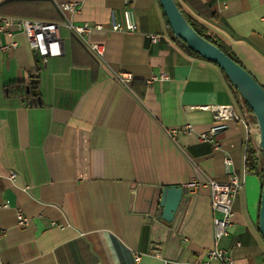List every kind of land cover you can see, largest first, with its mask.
I'll use <instances>...</instances> for the list:
<instances>
[{"label": "crops", "instance_id": "1", "mask_svg": "<svg viewBox=\"0 0 264 264\" xmlns=\"http://www.w3.org/2000/svg\"><path fill=\"white\" fill-rule=\"evenodd\" d=\"M76 1L0 0V17L60 24L61 45L59 57L42 63L15 32L17 47L0 52V263L203 262L213 245L208 194L184 197L170 224L157 219L160 194L191 179L226 181L225 156L241 188L218 245L236 264H261L263 179L244 169L249 136L232 121L214 135L217 150L198 139L216 123L196 107L230 106L240 116L224 73L173 37L158 0H83L74 15L61 9ZM206 1L175 0L264 89V0H214L211 19L197 9ZM124 8L135 16L134 33L109 29L122 24ZM68 19L103 26L85 38L103 46L97 68L62 25ZM148 34L162 37L151 45ZM125 73L128 87L116 80ZM160 73L168 79L146 83ZM34 76L40 104L24 90ZM14 83H24L22 95L7 91ZM17 212L28 225H17Z\"/></svg>", "mask_w": 264, "mask_h": 264}, {"label": "built area", "instance_id": "2", "mask_svg": "<svg viewBox=\"0 0 264 264\" xmlns=\"http://www.w3.org/2000/svg\"><path fill=\"white\" fill-rule=\"evenodd\" d=\"M83 0L63 5L62 10L68 11L70 15H74L81 5ZM127 3V0H125ZM73 36L84 41L85 48L99 61L102 62L103 46L99 43L85 42V38L89 37L92 31H102L103 26L90 22H74L72 19L66 20L63 24ZM60 24L43 23L39 21L21 20L0 17V37L10 39L7 43L0 42V52H7L17 47V42L13 41L14 33L22 34L27 42L29 49L36 55L42 63H46L49 58H56L61 55V45L59 38ZM110 31L120 33H134L137 31V23L131 9L124 8L122 10V24L115 21L110 23ZM146 39L151 45H156L161 40L158 34H148ZM131 75L128 73L116 76V80L123 87H128L131 83ZM166 73L159 75H151L146 81L147 84L167 80ZM240 116L237 115L230 106H202L196 107L200 110H207L212 113L214 122L216 123L207 133H202L198 136L200 142L211 144L214 150H217V143L214 140V135L227 128L229 122H239L245 129L247 135L252 139L254 147V157L258 167L262 165V155L258 148V131L257 125L253 119L251 112L247 106L239 98ZM185 132H190V127H185ZM174 132H171V135ZM223 168L226 181H217L213 178H207L203 181L191 179L181 185L183 198L191 195H196L200 191H205L209 198L210 216L212 224V239L213 245L206 254V259L203 262L196 264H236L229 257L225 250L219 247L218 243L221 239L228 236L232 227L233 211L232 205L241 188V182L232 171V163L228 157L223 158ZM263 167V165H262ZM9 179L14 182L16 175L11 173ZM17 225L26 226L28 220L17 212ZM140 256H134V261L138 262ZM1 264V263H0ZM264 264V260L261 262Z\"/></svg>", "mask_w": 264, "mask_h": 264}, {"label": "water", "instance_id": "3", "mask_svg": "<svg viewBox=\"0 0 264 264\" xmlns=\"http://www.w3.org/2000/svg\"><path fill=\"white\" fill-rule=\"evenodd\" d=\"M166 22L173 37L184 44L186 48L197 54L202 60L214 64L222 71L238 97L250 110L257 125L258 148L262 155L264 171V90L257 81L240 65L229 58L219 48L199 36L182 16L174 0H158ZM38 76L30 79L24 87L27 94L38 96ZM183 200L181 186L163 187L160 194L159 214L157 219L170 224ZM259 232L264 241V174L261 188L259 208Z\"/></svg>", "mask_w": 264, "mask_h": 264}, {"label": "trees", "instance_id": "4", "mask_svg": "<svg viewBox=\"0 0 264 264\" xmlns=\"http://www.w3.org/2000/svg\"><path fill=\"white\" fill-rule=\"evenodd\" d=\"M174 2H175V0H174ZM175 4L177 5L178 9L180 10L182 16L185 18V20L188 22V24L194 29V31L199 36L203 37L208 42H210L211 44H213L214 46L219 48L229 58H231L234 62H236L238 65L241 66L240 62L237 60L235 55L227 47H225L222 43H220L219 41H217V40L213 39L212 37H210L209 35H207L206 34V30H205V28L202 25H200V24L196 23L195 21L191 20L187 15L184 14V12L181 10V8L178 6V4L176 2H175ZM197 9L199 11L200 16H203V17L211 19V18L214 17V15L216 13L215 1L214 0H207L205 4H200V7H198ZM158 35H160V34H158ZM183 46H184V44H183ZM185 49L189 53H191L193 56L201 59L193 51L189 50L186 47H185ZM85 52L88 54V58L92 62V68H97L100 65L99 62L88 51H85ZM208 63H210V62H208ZM210 64L215 66L212 63H210ZM23 86H25L24 83H14V84H11V85L7 86L6 88H7V91L9 93H13L15 95H22L24 93L23 89H22ZM249 112H250V110H249ZM244 169H245L246 172L254 174V175L260 177V179H263V174H264L263 167H262V165L260 167H258V165H257V161H256V159L254 157V147L252 145V141H251L250 137L249 138L247 137V140L245 142Z\"/></svg>", "mask_w": 264, "mask_h": 264}, {"label": "rangeland", "instance_id": "5", "mask_svg": "<svg viewBox=\"0 0 264 264\" xmlns=\"http://www.w3.org/2000/svg\"><path fill=\"white\" fill-rule=\"evenodd\" d=\"M237 104V103H236Z\"/></svg>", "mask_w": 264, "mask_h": 264}]
</instances>
